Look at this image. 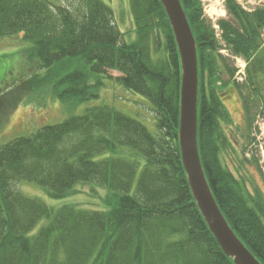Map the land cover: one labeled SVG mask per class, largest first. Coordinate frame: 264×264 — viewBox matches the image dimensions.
Segmentation results:
<instances>
[{"label": "trees", "instance_id": "trees-1", "mask_svg": "<svg viewBox=\"0 0 264 264\" xmlns=\"http://www.w3.org/2000/svg\"><path fill=\"white\" fill-rule=\"evenodd\" d=\"M60 1L0 0V39L19 36L28 44L23 51L37 66L36 77L78 60L83 69L51 87L67 105L98 98L99 78L92 82L89 75L143 98L154 115L155 133L114 107L100 105L0 144V264H232L208 232L180 162L179 58L159 0H128L135 27L131 43L124 41L112 8L102 0ZM179 1L197 48L201 165L227 224L264 264V197L221 159L231 149L219 126L226 119L219 94L222 88L234 92L236 69L217 54L199 0ZM226 7L235 26L229 21L219 26L230 54L251 65L258 60L264 9L246 12L231 0ZM252 68L253 76L246 70L248 82L235 79L249 123L254 106L261 108L264 100V67ZM108 71L120 75L113 78ZM21 181L53 200L91 183L108 192L107 209H52L15 189Z\"/></svg>", "mask_w": 264, "mask_h": 264}, {"label": "rangeland", "instance_id": "rangeland-1", "mask_svg": "<svg viewBox=\"0 0 264 264\" xmlns=\"http://www.w3.org/2000/svg\"><path fill=\"white\" fill-rule=\"evenodd\" d=\"M51 1L59 4L56 2L57 0ZM102 1L112 8L114 19L123 34L124 41L131 43L135 38V27L129 12L128 0ZM226 1L199 0L201 18L205 26L212 31L213 39L219 46L217 54L223 56L231 68L239 69L237 73L239 81L237 82H248L246 79L247 68H249L250 75L253 76L256 71L252 67H264V27L258 31L260 47L255 55L258 60L255 57L256 61L252 60L253 63L251 65L248 63L247 66L246 60L242 56L237 57L235 61V56L230 54L223 31L219 26L221 21L225 23L229 21L235 26V20L228 14ZM231 1L237 3L246 12L264 9L263 0ZM60 2L62 3V0ZM28 47V44L23 43L19 36L0 39V74L4 76L0 82V144L14 137L27 135L45 125L59 123L72 115H80L87 106L100 105L114 107L141 122L151 133H155L154 115L149 104L143 98L122 89L112 80L89 75L92 82L99 78L97 80L99 90L98 98L86 103L71 106L56 99L51 92L53 82L58 83V80L64 75L83 69L82 64L78 60H73L71 63L65 62L64 67H61L62 65L57 66V70L41 72L39 73L40 76L36 77L38 75L36 74L37 66L33 61H28L27 54L23 51L24 49L27 50ZM243 67H246L244 75ZM237 69L234 70L235 73ZM107 73V76L113 78L120 75L116 71H108ZM235 73L231 81L234 83V92L229 93L228 89L222 88L219 94L226 113V119L220 121L219 126L220 130L228 137L229 148L231 149L223 153L221 159L238 180H244L249 189L258 188L261 196L264 197V100L261 101V108L254 106L252 111L254 120L249 123L247 105H244L242 91L239 90L238 94L235 93ZM259 75L262 76L263 72L261 71ZM217 86H220V83H217ZM260 93L264 97V87ZM3 95L5 96L3 97ZM251 97L254 99L253 95ZM252 98L249 101V106L252 104ZM15 189L27 196L45 201L52 209L63 205L98 211L107 209L108 192L92 186L91 183L77 185L67 197L61 200H53L47 197L41 188L27 182L16 183Z\"/></svg>", "mask_w": 264, "mask_h": 264}, {"label": "water", "instance_id": "water-1", "mask_svg": "<svg viewBox=\"0 0 264 264\" xmlns=\"http://www.w3.org/2000/svg\"><path fill=\"white\" fill-rule=\"evenodd\" d=\"M176 45L180 66L177 143L196 208L220 251L232 264H261L237 238L208 186L198 151V60L196 43L179 0H159Z\"/></svg>", "mask_w": 264, "mask_h": 264}]
</instances>
